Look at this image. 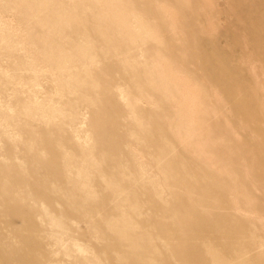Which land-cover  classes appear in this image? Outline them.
<instances>
[{
    "label": "rangeland",
    "instance_id": "374dc122",
    "mask_svg": "<svg viewBox=\"0 0 264 264\" xmlns=\"http://www.w3.org/2000/svg\"><path fill=\"white\" fill-rule=\"evenodd\" d=\"M0 264H264V0H0Z\"/></svg>",
    "mask_w": 264,
    "mask_h": 264
}]
</instances>
